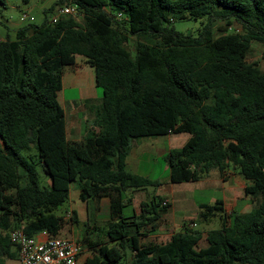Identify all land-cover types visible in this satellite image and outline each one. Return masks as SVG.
<instances>
[{"label":"trees","instance_id":"1","mask_svg":"<svg viewBox=\"0 0 264 264\" xmlns=\"http://www.w3.org/2000/svg\"><path fill=\"white\" fill-rule=\"evenodd\" d=\"M62 3L82 22L45 18L18 28L15 40H0V258L11 256L15 229L55 237L66 223L76 225L74 211L55 213L75 184L80 201L108 198L111 207L110 221L95 227L99 240H89L86 229L80 243L92 254L84 264H121L128 249L131 264H264V0L54 5ZM187 18L206 19L196 37L172 27ZM215 21L222 22L217 36ZM233 23L240 31L228 33ZM252 41L263 46L261 69L245 60ZM77 57L93 69L101 97L96 130L81 126V142L67 139L58 101L63 70ZM181 133L188 139L166 156L170 184L197 182L214 169L222 181L237 172L256 204L226 213L219 199L194 200L204 223L219 218L205 247H199L201 231L184 223L167 242L142 244V229L154 230L170 204L152 194L137 212L130 209L128 190L160 186L126 170L131 142ZM38 166L48 188L40 187Z\"/></svg>","mask_w":264,"mask_h":264},{"label":"rangeland","instance_id":"2","mask_svg":"<svg viewBox=\"0 0 264 264\" xmlns=\"http://www.w3.org/2000/svg\"><path fill=\"white\" fill-rule=\"evenodd\" d=\"M56 0H30L27 4L22 0H0V40L9 38L15 40V31L27 24L40 25L45 18L51 19L53 14L57 12L58 7L65 5L62 3L55 6ZM52 8V9H51ZM51 9V10H50ZM78 23L82 22V16L79 12H75L70 15ZM206 22L205 18L202 19H183L172 22V27L175 31L185 34L197 36L199 30ZM214 35H218V26L222 25L221 21L213 22ZM240 31L239 25L233 23L227 32L232 33ZM136 39L130 37L127 49L132 53L134 52V44ZM262 53L263 46L257 41H252L250 52L246 56L247 63H254L260 69L262 68ZM79 79V80H78ZM62 90L58 93V101L65 111L66 125L68 129L79 130L85 127L88 130L94 129L93 119L95 115V109L101 103L100 90L95 88L94 85V71L85 62L82 57H77L76 64L73 67H66L63 70L62 77ZM188 139L187 133L165 135L149 137L146 139H140V141L133 140L131 144H147V149L138 156L140 158V165L138 170L126 168L132 173L136 172L151 181L157 182L160 186H149L147 191L150 195L161 194L168 196L171 190L172 196H170L174 217V221L169 219L165 223L164 229L167 231L179 230V226L187 224L192 229L200 230L202 233V239L199 244H204L205 233L210 229H215L219 226V218L211 217L209 221L204 223L203 220L197 216L196 208L187 204V199L191 191L199 189L203 186V189H208L207 192H196L194 199L197 202H207L211 198L214 202L215 199L221 200L225 205L226 213L231 210H238L240 212L250 211L256 204L255 200L250 196H246L243 193V188L248 185L243 178L234 172L226 181H222L216 169L210 172V175L205 177L206 179L199 180L191 183L170 184L168 180V167L166 156L170 149L181 147ZM134 142V143H133ZM139 142V143H137ZM39 184L41 188L49 187V178L44 174L41 167H37ZM146 193L136 194L138 201L145 199ZM144 196V198H143ZM169 201V199H167ZM135 202V203H136ZM136 205H138L136 203ZM73 207L80 217L79 226L85 221L84 205L80 202L76 196V191L71 190L69 198L62 203L55 213L60 216H64L65 212ZM167 218L171 215L169 211L165 214ZM68 220V215L65 216ZM189 219L181 224V219ZM177 226V227H176ZM77 238L81 239L82 235L78 234L77 227L71 223H67L61 237ZM83 246V244H82ZM82 254L87 252V247L84 245Z\"/></svg>","mask_w":264,"mask_h":264},{"label":"crops","instance_id":"3","mask_svg":"<svg viewBox=\"0 0 264 264\" xmlns=\"http://www.w3.org/2000/svg\"><path fill=\"white\" fill-rule=\"evenodd\" d=\"M76 61H77V58H76ZM62 83H63V80H62ZM82 135H83V133H82L81 128L77 131V130H75L73 128L72 129H68L67 125H66V136H67V139L69 141L81 142L82 141ZM143 139H146V138H143ZM136 141H140V139L136 140ZM137 143H139V142H137ZM134 145L135 146H133L131 144V150H130L129 155L127 156V158L125 160V163H126V168L129 167L132 170L133 169L138 170L139 165H140V158H141V156H138V152L140 154H142L147 149L148 146H147V144H141V143L140 144H134ZM127 171H128V169H127ZM129 172L132 173L130 170H129ZM210 172H209L208 176L210 175ZM132 174L138 175V173H136V172H133ZM139 176H141V175H139ZM204 179H206V178H203V180ZM202 187L203 186H201V188H199V189H194L193 191H191L189 196H188V199H187V204L196 208V211H197L196 215L197 216H199L200 210L198 209L196 203L194 202V200H195L194 199V195H195L196 192L202 193V192L209 191L208 189H203ZM71 190H73L74 192L76 191V196L78 197V189L76 188L75 184H73L71 186L70 192H71ZM127 193H128L127 194L128 197L131 198V207H130V209H133L136 212L138 211V207H139V204L141 202H147L150 199V194L148 193L147 189L128 190ZM138 193H146L145 194V199H141L140 201L136 202L138 200L136 194H138ZM155 195L160 196L161 198H163L167 203L170 204V207L166 211L161 213V218L157 222L156 227H155L154 230H152L149 225L145 226L144 229H142L143 235L140 236V238H139V240H140V242L142 244H148V243L161 244V243H165V242H167L170 239V237L174 233L178 232L181 229V226H179V230L176 229V230H172V231H167L166 229H164L165 223L168 222L169 219H172V221H174V224H172V225L175 226V224H176L175 217H174V212H173V207H172V202H171V199H170V196H172L171 190H170V193H169L168 196L157 194V193ZM143 198H144V196H143ZM167 199H169V201ZM80 202L84 205V207H82V208L84 210V216H85V221L80 226L78 225L80 223V217L77 214V211L73 207H70L69 210L74 211L76 213V215H77V224L75 226L77 227L78 234H81L82 237H81L80 240L77 239V238H69V239H73V240H76L78 242H81L84 234L86 233V229L90 228L87 231V236L86 237L89 240H91V241H97V240L100 239V237H99L100 236V231H99V229H95V227L96 228L104 227V226H106V224L111 219L110 200L108 198H101V199L88 200L87 202H82V201H80ZM135 202L138 205H136ZM208 202L210 204H213L215 202V200L213 202V200L211 198H209ZM123 203H125V201H123ZM222 206L225 209V205H224L223 202H222ZM130 209L127 208V210H129V211H130ZM168 211H169V213L171 215L170 218H167L165 216V214ZM242 213H245V212H242ZM199 218H200V216H199ZM186 220H189V219H183L182 218L180 220V222H182L181 224H183ZM65 225H64L63 229L65 228ZM63 229L60 231L59 236H61V233L63 232ZM205 235H206V233H205ZM40 237L45 238V235L40 234ZM64 238H68V237H64ZM84 245L87 247L86 244H84ZM205 246H206V241H205V238H204V244L202 246H200V244H199V247H205ZM9 253L11 254V256L0 258V264H20V262L18 260L17 249L14 246L11 247ZM82 253L78 257L79 264H84L85 259L87 257L91 256L92 250L89 247H87V252H85L84 254H82ZM131 262H132L131 251L128 249L127 250V257L123 261V263H121V264H131Z\"/></svg>","mask_w":264,"mask_h":264},{"label":"built area","instance_id":"4","mask_svg":"<svg viewBox=\"0 0 264 264\" xmlns=\"http://www.w3.org/2000/svg\"><path fill=\"white\" fill-rule=\"evenodd\" d=\"M75 12L74 7L62 5L50 21L55 23ZM40 234L45 235V238L40 237ZM9 240L17 249L20 264H79L78 257L83 250L82 244L76 240L51 237L46 233L28 236L21 229L11 231Z\"/></svg>","mask_w":264,"mask_h":264}]
</instances>
